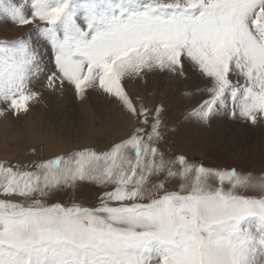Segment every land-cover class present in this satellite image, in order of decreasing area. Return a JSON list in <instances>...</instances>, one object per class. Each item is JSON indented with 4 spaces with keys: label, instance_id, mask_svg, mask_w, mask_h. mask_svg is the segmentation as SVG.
Returning a JSON list of instances; mask_svg holds the SVG:
<instances>
[{
    "label": "snow or ice",
    "instance_id": "1",
    "mask_svg": "<svg viewBox=\"0 0 264 264\" xmlns=\"http://www.w3.org/2000/svg\"><path fill=\"white\" fill-rule=\"evenodd\" d=\"M31 8L27 16L0 3L17 25L42 22L35 40L0 41V117L28 114L44 77L81 100L101 90L130 127L107 150L0 162V264H264V174L167 158L163 107L138 104L127 89L150 74L198 77L207 98L189 119L208 126L223 109L264 121V0H32ZM177 177L183 183L170 190ZM88 185L102 190L98 203H76ZM65 189L68 203H48Z\"/></svg>",
    "mask_w": 264,
    "mask_h": 264
},
{
    "label": "rangeland",
    "instance_id": "2",
    "mask_svg": "<svg viewBox=\"0 0 264 264\" xmlns=\"http://www.w3.org/2000/svg\"><path fill=\"white\" fill-rule=\"evenodd\" d=\"M0 3H14L25 15H31L32 0H0ZM38 27H42V22L20 26L0 11V41L11 42L25 37L35 40L39 36ZM145 80L127 82V89L138 104L163 107L161 151L167 158L174 159L183 154L190 162H202L213 169H235L242 175L264 174V121L253 125L233 119L222 109L210 125H201L188 115L207 98L201 91L205 81L198 77L175 81L164 74H150ZM34 90L40 91L41 97L38 102H33L28 114L6 117L9 124L3 135L10 140L11 157L0 156V162L23 165L40 156L51 158L85 146L107 150V145L127 135L130 127L127 115L115 100L99 89H90L81 100L70 86L61 88L57 84L48 88L47 80L41 77ZM181 183L183 181L177 177L170 179L167 187L177 190ZM208 183L216 187L219 181L210 177ZM228 187L230 185L225 184V188ZM70 193L69 189L57 192L48 203H68L73 198ZM102 194L98 186L88 185L78 190L74 198L76 203L93 206ZM246 194L258 195L251 191ZM247 226L254 227V223Z\"/></svg>",
    "mask_w": 264,
    "mask_h": 264
},
{
    "label": "bare ground",
    "instance_id": "3",
    "mask_svg": "<svg viewBox=\"0 0 264 264\" xmlns=\"http://www.w3.org/2000/svg\"><path fill=\"white\" fill-rule=\"evenodd\" d=\"M8 120L4 117H0V156L9 157L11 150L9 148L10 140L7 135H3L5 128L7 129ZM15 154V151H12ZM11 157V156H10Z\"/></svg>",
    "mask_w": 264,
    "mask_h": 264
}]
</instances>
